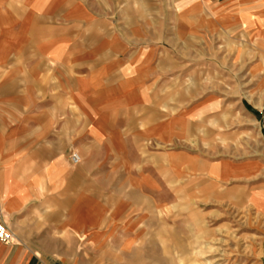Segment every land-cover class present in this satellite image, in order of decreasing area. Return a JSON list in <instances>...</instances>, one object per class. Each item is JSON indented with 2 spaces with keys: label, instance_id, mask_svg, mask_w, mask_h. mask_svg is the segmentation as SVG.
<instances>
[{
  "label": "crops",
  "instance_id": "crops-1",
  "mask_svg": "<svg viewBox=\"0 0 264 264\" xmlns=\"http://www.w3.org/2000/svg\"><path fill=\"white\" fill-rule=\"evenodd\" d=\"M187 1L0 0V222L11 233L0 264L143 262L150 224L160 240L149 215L170 185L264 176V161L192 146L225 102L220 72L211 89L208 61L194 73V53L208 57V20ZM229 16L217 10L216 24ZM249 26L264 45V25ZM249 73L245 97L259 112L264 66ZM259 122L264 131V114Z\"/></svg>",
  "mask_w": 264,
  "mask_h": 264
},
{
  "label": "rangeland",
  "instance_id": "rangeland-1",
  "mask_svg": "<svg viewBox=\"0 0 264 264\" xmlns=\"http://www.w3.org/2000/svg\"><path fill=\"white\" fill-rule=\"evenodd\" d=\"M182 7L192 8L194 20L200 14L208 20V57L206 50L203 57L200 50L194 53V73L206 71L201 65L208 61L210 89L216 88L217 72L224 76L220 82L224 114L218 120L209 116L208 130L198 129L192 146L204 150L210 159L237 161L242 166L253 160L263 163L264 131L259 116L264 110L257 112L245 96L249 67L255 61L257 68L264 66V45L255 40L249 26L250 20H257V30L262 29L258 15L264 14V0H189ZM217 10L234 13L235 22L229 16L223 27L218 26ZM199 39V33L194 34L193 40ZM263 181V171L258 170L250 176L245 171L238 180L222 186L205 181L201 185V177L191 185H170L171 191L161 193V209L149 215L160 218V240L153 241L150 224L145 231L148 255L141 258L143 262L134 258L128 264H260L264 212L258 205L264 195Z\"/></svg>",
  "mask_w": 264,
  "mask_h": 264
},
{
  "label": "built area",
  "instance_id": "built-area-1",
  "mask_svg": "<svg viewBox=\"0 0 264 264\" xmlns=\"http://www.w3.org/2000/svg\"><path fill=\"white\" fill-rule=\"evenodd\" d=\"M69 161L72 165H77L80 162V159L76 153H71L69 155ZM11 239V233L7 228L0 222V242L6 243Z\"/></svg>",
  "mask_w": 264,
  "mask_h": 264
}]
</instances>
